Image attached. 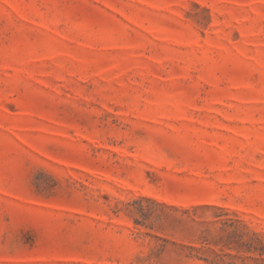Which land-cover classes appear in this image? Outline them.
<instances>
[{
  "label": "rangeland",
  "instance_id": "obj_1",
  "mask_svg": "<svg viewBox=\"0 0 264 264\" xmlns=\"http://www.w3.org/2000/svg\"><path fill=\"white\" fill-rule=\"evenodd\" d=\"M0 264H264V0H0Z\"/></svg>",
  "mask_w": 264,
  "mask_h": 264
}]
</instances>
